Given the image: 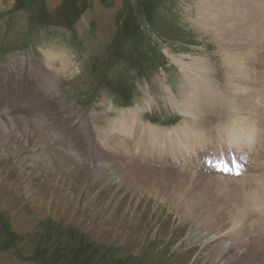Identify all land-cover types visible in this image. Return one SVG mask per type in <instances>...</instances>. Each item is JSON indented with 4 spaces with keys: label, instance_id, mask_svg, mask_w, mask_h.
Returning a JSON list of instances; mask_svg holds the SVG:
<instances>
[{
    "label": "rangeland",
    "instance_id": "374dc122",
    "mask_svg": "<svg viewBox=\"0 0 264 264\" xmlns=\"http://www.w3.org/2000/svg\"><path fill=\"white\" fill-rule=\"evenodd\" d=\"M260 1L225 55L196 0H0V264H264ZM168 51L212 57L224 106L189 113L180 88L196 73ZM234 155L238 176L213 164Z\"/></svg>",
    "mask_w": 264,
    "mask_h": 264
},
{
    "label": "bare ground",
    "instance_id": "6f19581e",
    "mask_svg": "<svg viewBox=\"0 0 264 264\" xmlns=\"http://www.w3.org/2000/svg\"><path fill=\"white\" fill-rule=\"evenodd\" d=\"M254 0H196V2H195V9H196V17L194 18V21H195V24L198 26V25H200V26H202V28H203V31L205 30V32H206V34L208 33L209 34V36H210V38H212L213 40H214V43H216V47L218 48V51L219 52H221L222 54H225V55H231V52L233 51V50H235V49H240L241 47H243V46H245V41H244V39H243V37H242V39H240V37L242 36V34H241V31H240V27L242 26L241 25V23H240V20H239V14H240V12L241 13H243L242 11H241V9H245V10H251V7H253V4H252V2H253ZM261 3L259 4V6H260V8H261V12H264V1H260ZM255 7V6H254ZM224 9V10H223ZM253 9V8H252ZM244 11V10H243ZM252 11V10H251ZM253 12V11H252ZM224 14H225V17H224ZM243 15V14H242ZM246 15H247V12H246ZM239 16V17H238ZM248 17V16H247ZM246 17V18H247ZM261 17V16H260ZM245 18V19H246ZM250 18V17H249ZM263 18H264V16H263ZM243 19V18H242ZM253 19V18H252ZM255 19V18H254ZM253 19V20H254ZM250 20V19H249ZM249 20H248V22H249ZM258 20H260V19H258ZM191 21H193V19L191 20ZM243 21V20H242ZM251 21V20H250ZM255 22H253V24H254ZM243 24H246V23H243ZM257 23H255V25H256ZM260 25V24H259ZM258 25V26H259ZM200 26H198V27H200ZM246 26V25H245ZM249 26V25H248ZM253 27V26H252ZM261 27V26H260ZM257 28V27H256ZM253 30V29H252ZM243 31V30H242ZM252 32V31H251ZM257 35V34H256ZM251 36V35H250ZM246 37V36H245ZM251 38H252V36H251ZM247 39H248V37H247ZM241 40L243 41V42H241ZM246 40V39H245ZM249 43H251V42H249ZM251 46V45H250ZM247 51V50H246ZM264 52V51H263ZM241 53V52H240ZM239 53V54H240ZM256 53V52H255ZM217 54V53H216ZM237 54V52H234L233 54H232V57L233 56H235ZM248 54V53H247ZM254 54V53H253ZM168 55L172 58V60L174 61V62H176L177 63V65L179 66V68H180V70L182 71V75H183V77H186L189 73H192V72H194V73H196V76L195 77H197V83L195 82V85H194V83H193V81H191L190 80V82H188L187 80V82H183V83H185L183 86H181V88H180V92H181V98H179V99H181L182 100V103L185 105V107L186 108H188V110L189 109H195L196 107L195 106H197V108L199 107V109H196V110H198L197 112H199V110H201L202 111V109L204 108V106H206V105H216V104H218L219 105V103L221 102H223V99H225L224 98V96H223V91H222V89L220 90L219 88H220V86H219V88L217 87V84H218V81H217V84L213 81V80H211V77L214 75V77H216V75H217V77H219V74L217 73L216 75H215V73L214 72H216V70H218L216 67H215V65H214V63L213 62H211V61H209V59L210 58H212V57H210V58H206V60H205V58H203L204 60H202V58L199 60V59H197L199 56H197V58H192V59H194L192 62H191V60H190V62H186L185 61V59H184V57L183 56H178L177 54L175 55V54H173V53H171V52H169L168 51ZM207 55V54H206ZM243 55V54H242ZM244 55H246V54H244ZM49 56V55H48ZM60 56V55H59ZM189 57H191V56H189ZM188 57V58H189ZM220 57V56H219ZM250 57H252V56H250ZM54 58V57H53ZM200 58V57H199ZM259 58V57H258ZM199 60V62L196 64V60ZM235 58H232V59H230V60H234ZM261 59V58H260ZM208 60V61H207ZM48 61V60H47ZM239 61V60H238ZM252 61V60H251ZM229 62V61H228ZM236 62V61H235ZM253 62V61H252ZM263 62V61H262ZM264 63V62H263ZM252 64V63H251ZM254 64H255V62H254ZM260 64V63H259ZM262 64V63H261ZM198 65V66H197ZM234 65V64H233ZM244 65H246V64H244ZM62 66V65H61ZM239 66V65H238ZM251 66V65H250ZM213 67V69L211 70V68ZM218 67V66H217ZM231 67V66H230ZM235 67V66H234ZM247 67V66H246ZM235 68H237L236 70H238V67H235ZM241 68V67H240ZM248 68V67H247ZM251 68V67H250ZM263 69H262V71H259L258 72V75H257V78L258 77H261L262 75H264V65H263V67H262ZM198 70V71H197ZM249 70V69H248ZM256 69L254 68V71H255ZM260 70H261V68H260ZM58 71V70H57ZM218 72V71H217ZM193 76V75H192ZM245 76V75H244ZM182 77V76H181ZM190 77V76H189ZM194 77V76H193ZM191 78V77H190ZM190 78H188V79H190ZM246 78V77H245ZM242 79V78H241ZM244 79V78H243ZM246 80V79H245ZM248 80V79H247ZM246 80V81H247ZM257 80V79H256ZM195 81V80H194ZM216 81V80H215ZM230 81H233V80H230ZM241 82V81H240ZM250 82V81H249ZM260 82V81H259ZM182 83V84H183ZM243 83V82H242ZM241 83V84H242ZM166 84V83H165ZM239 84V83H238ZM229 84H227V86H228ZM251 85H254V84H251ZM226 86V87H227ZM230 86V85H229ZM232 86H234L233 84H232ZM237 86V85H236ZM242 86V85H241ZM243 86H244V84H243ZM249 86V85H248ZM262 86V85H261ZM251 87V86H250ZM264 87V86H263ZM239 88V87H238ZM186 89H187V91H186ZM227 89V88H226ZM230 89V88H229ZM228 89V90H229ZM232 90V89H231ZM234 90V89H233ZM247 90H248V88H247ZM252 90V89H251ZM191 91H196V92H199L200 93V98H199V100L198 99H196L195 98V95H194V93L192 94V95H190V92ZM222 91V92H221ZM236 91V90H235ZM239 91V90H238ZM243 91H245L244 89L242 90V92ZM226 92H227V90H226ZM225 92V93H226ZM246 92V91H245ZM249 92V91H248ZM166 93V92H165ZM222 93V94H221ZM251 93V92H250ZM253 93V92H252ZM49 94V93H48ZM180 94V93H179ZM229 94V93H228ZM256 94V93H255ZM174 95V94H173ZM189 95V96H188ZM221 95V96H220ZM225 95V94H224ZM188 96V97H187ZM246 96V95H245ZM254 96V95H253ZM147 97V96H146ZM226 97V96H225ZM241 97V96H240ZM256 97V96H255ZM176 98V97H175ZM151 99V98H150ZM248 99V98H247ZM180 100V101H181ZM226 100V99H225ZM234 100V99H233ZM169 101V100H168ZM178 101L179 100H176V103H178ZM179 101V102H180ZM228 101V100H227ZM230 101V100H229ZM232 101V100H231ZM235 101H237V100H235ZM252 101V100H251ZM250 101V102H251ZM233 102V101H232ZM238 102V101H237ZM150 103V102H149ZM181 103V104H182ZM224 103V102H223ZM235 103V102H234ZM245 103V102H244ZM40 104V103H39ZM173 104V103H172ZM175 104V103H174ZM182 104V105H183ZM240 104V103H239ZM243 104V103H242ZM254 104V103H253ZM50 105V104H49ZM63 105V104H62ZM149 105V104H148ZM178 105H180V104H178ZM217 105V106H218ZM221 105H223V104H220L219 106H221ZM226 105V104H225ZM231 105H232V103H231ZM209 106V107H210ZM224 106V105H223ZM223 106H221V107H223ZM229 106V105H228ZM226 107L227 109H229V107ZM234 106V105H233ZM253 106V105H252ZM185 107H182V108H185ZM207 107V106H206ZM214 107V106H213ZM235 107V106H234ZM245 107V106H244ZM258 107V106H257ZM177 108V107H176ZM208 108V107H207ZM211 108V107H210ZM209 108V109H210ZM216 108V110H217V107H215ZM214 108V109H215ZM236 108V107H235ZM254 108V107H253ZM146 109V108H145ZM209 109H207V111L208 112H210V110ZM218 109H219V107H218ZM223 109H225V107L223 108ZM227 109H225V112H227L226 110ZM231 109H233V108H231ZM230 109V110H231ZM49 110H50V108H49ZM64 110V109H63ZM176 110H178L179 112H181L184 116H185V118H186V115H187V109L185 110H183V109H176ZM219 110H222V108L221 109H219ZM235 110V109H234ZM255 110V109H254ZM10 111V110H9ZM42 111H44V110H42ZM131 112H134V111H136V114H135V117H134V122L133 123H135L136 124V126H139V128H141V129H145L144 128V124L145 123H143V121L144 120H142V114H141V109L140 108H133V109H131L130 110ZM231 111H233V110H231ZM231 111H228V112H231ZM235 111H237V110H235ZM234 111V112H235ZM119 112V111H118ZM189 113H196L195 112V110L194 111H192V110H189L188 111ZM212 112H213V108H212ZM221 112V111H220ZM49 113V112H48ZM219 113V112H218ZM222 113V112H221ZM238 113H239V111H238ZM243 113V112H242ZM119 114H121V113H119ZM125 114V113H124ZM123 114V115H124ZM213 114V113H212ZM224 114H226V113H224ZM230 113H228L227 115H229ZM231 114H232V112H231ZM252 114V113H251ZM29 115V114H28ZM46 115V114H45ZM48 115V114H47ZM55 115V114H54ZM205 115H206V113H205ZM245 115V114H244ZM33 116V115H32ZM217 116V115H216ZM231 116V115H230ZM233 116V115H232ZM236 116V115H235ZM251 116V115H250ZM48 117V116H47ZM46 117V118H47ZM51 117V116H50ZM49 117V118H50ZM189 117V116H188ZM201 117H203V115L201 116ZM214 117V116H213ZM237 117V116H236ZM43 118V117H42ZM193 118V117H192ZM196 119V118H195ZM199 119H202V118H200V117H198L197 118V120H199ZM203 119H204V117H203ZM242 119V118H241ZM250 119V118H249ZM49 120V119H48ZM47 120V121H48ZM141 120H142V122H141ZM197 120H195V121H197ZM228 120V119H227ZM237 120V119H236ZM201 122L203 121V120H200ZM224 121V120H223ZM233 121H235V120H233ZM249 121V120H248ZM114 122H115V120H114ZM199 122V121H198ZM197 122V123H198ZM201 122H199V123H201ZM238 122V121H237ZM111 123V122H110ZM198 123V124H199ZM221 123L222 124H224L222 121H221ZM232 123V125L234 124L233 122H231ZM239 123V122H238ZM197 124V125H198ZM222 124H221V126H222ZM227 123H225V125H226ZM108 125V124H107ZM249 125V124H248ZM63 126V125H62ZM120 127H122V123H121V125H119ZM220 126V127H221ZM264 126V125H263ZM148 127H151L150 125L149 126H147L146 128H148ZM223 127V126H222ZM230 127V126H229ZM228 127V128H229ZM39 128H40V126H39ZM108 128V127H107ZM110 128V127H109ZM198 128V127H197ZM225 128V127H224ZM256 128V127H255ZM254 128V129H255ZM172 129V128H171ZM220 129V128H219ZM262 129H263V127H262ZM107 130V129H106ZM260 130V129H259ZM150 131L151 132H153L154 130H153V128H150ZM204 131H206V130H204ZM231 131V130H230ZM262 131V130H261ZM77 132V131H76ZM219 132V131H218ZM198 133V132H197ZM21 134V133H20ZM147 134V133H146ZM232 134V133H231ZM66 135V134H65ZM260 135V134H259ZM141 136V135H140ZM200 137V136H199ZM233 137V136H232ZM241 137V136H240ZM254 137V136H253ZM264 136H262V138H263ZM204 138V137H203ZM169 139V138H168ZM239 140L241 139V138H238ZM94 140V139H93ZM56 141V140H55ZM209 141V140H208ZM261 142V141H260ZM35 143H36V141H35ZM171 143V142H170ZM260 144V143H259ZM261 144H262V147L259 149V150H257L256 152H258L259 151V155H258V157H260L261 155H264V139H263V143L261 142ZM198 145V144H197ZM40 146V145H39ZM261 146V145H260ZM259 146V147H260ZM7 148V147H6ZM69 148H71V147H68V149ZM173 149V148H172ZM235 149V148H234ZM29 150V149H28ZM70 150V149H69ZM230 152H232V153H234V150H232V149H228ZM76 151V150H75ZM75 151H74V149H73V152L75 153ZM241 151V150H240ZM75 154H77V153H75ZM257 154V153H256ZM115 155V154H114ZM80 157V156H79ZM86 157V156H85ZM264 157V156H263ZM78 158V157H77ZM84 158V157H83ZM233 158H235L236 159V161L240 164V165H243L242 164V161H240V159H238L235 155L233 156ZM257 158V157H256ZM256 158H255V160H256ZM90 159V158H89ZM218 159H220V158H218ZM217 159V160H218ZM263 159V158H262ZM132 161V160H131ZM259 160H257V161H255V162H258ZM254 162V163H255ZM259 162H262V160L261 161H259ZM141 164V163H140ZM256 164V163H255ZM259 164V163H258ZM263 166V165H262ZM261 166V167H262ZM252 166H249V168H251ZM255 167V166H254ZM259 167H257V169H258ZM262 169V168H261ZM192 170V169H191ZM258 170H260V169H258ZM258 170H257V172H258ZM264 175V174H263ZM257 176V175H256ZM261 177V176H260ZM243 179V178H242ZM248 179V178H247ZM251 179V178H250ZM236 180H238V179H236ZM244 180V179H243ZM246 181V180H245ZM239 183V182H238ZM231 187H232V185H231ZM236 187V186H235ZM237 188V187H236ZM234 189V188H233ZM232 189V190H233ZM241 189H242V187H241ZM256 189H257V187H256ZM258 190V189H257ZM240 191H242V190H240ZM253 191H254V189H253ZM237 192V191H236ZM259 192V191H258ZM252 193V192H251ZM256 194H257V192H256ZM255 194V195H256ZM242 195H243V193H242ZM247 195H248V193H247ZM233 196H235L236 197V195L235 194H233ZM258 196H259V194H258ZM260 196H261V194H260ZM242 197V196H241ZM240 197V198H241ZM237 198V197H236ZM259 198H262V197H259ZM258 197H257V199H259ZM235 199V198H234ZM243 199V198H242ZM251 199V198H250ZM260 200V199H259ZM258 200V201H259ZM263 200V199H262ZM246 201V200H245ZM251 201H254V199H253V197H252V200ZM255 202V201H254ZM262 202H264V201H262ZM261 202V203H262ZM259 203H260V201H259ZM253 204V203H252ZM242 205V204H241ZM250 205H251V203H250ZM262 205V204H261ZM264 205V204H263ZM245 206H249V204H246V203H243V207H245ZM256 207H257V205H256ZM259 207V206H258ZM241 208V207H240ZM260 208V207H259ZM263 208V207H262ZM244 209V208H243ZM256 209V208H255ZM261 209V208H260ZM249 210V209H248ZM247 210V211H248ZM253 210V209H252ZM256 210H258V209H256ZM256 210H254V213H255V211ZM244 211H245V209H244ZM251 211V210H250ZM246 212V211H245ZM250 213V212H249ZM236 215V214H235ZM260 215V214H259ZM256 216V215H255ZM238 217V216H237ZM243 217V216H242ZM241 218V217H240ZM242 219V218H241ZM239 220V219H238ZM260 220V219H259ZM259 224V223H258ZM257 226V225H256ZM252 229V228H251ZM258 229V228H257ZM208 240H207V243H211V242H213L214 240H215V236L214 235H212V236H209L208 238H207ZM257 243V242H256ZM215 244V243H214ZM217 246V245H216ZM209 247V246H208ZM203 248V247H202ZM226 249V248H225ZM234 250V249H233ZM205 251V250H204ZM215 255H216V260H217V262H218V264H227L228 262H227V260H223L224 258H225V256L226 255H224L223 254V252L222 253H218V252H215L214 253ZM227 254V253H226ZM214 255V256H215ZM231 255V254H230ZM234 256V255H233ZM236 256H234V258H235ZM237 262V261H236ZM236 264V263H235Z\"/></svg>",
    "mask_w": 264,
    "mask_h": 264
},
{
    "label": "crops",
    "instance_id": "0c3cea01",
    "mask_svg": "<svg viewBox=\"0 0 264 264\" xmlns=\"http://www.w3.org/2000/svg\"><path fill=\"white\" fill-rule=\"evenodd\" d=\"M17 258L14 256V260H16ZM21 262H25L24 264H40V263H33V262H35V260H28V261H21Z\"/></svg>",
    "mask_w": 264,
    "mask_h": 264
}]
</instances>
